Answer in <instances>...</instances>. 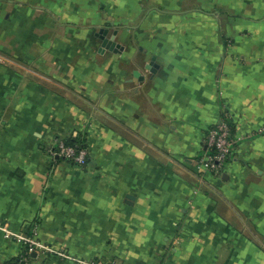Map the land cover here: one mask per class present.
<instances>
[{"label":"crops","instance_id":"obj_1","mask_svg":"<svg viewBox=\"0 0 264 264\" xmlns=\"http://www.w3.org/2000/svg\"><path fill=\"white\" fill-rule=\"evenodd\" d=\"M69 134L86 166L48 152ZM0 221L120 264H264V0H0ZM21 252L0 231V264Z\"/></svg>","mask_w":264,"mask_h":264},{"label":"built area","instance_id":"obj_2","mask_svg":"<svg viewBox=\"0 0 264 264\" xmlns=\"http://www.w3.org/2000/svg\"><path fill=\"white\" fill-rule=\"evenodd\" d=\"M74 138L78 139V144L72 143L71 140ZM206 138V151L201 159V165L213 173H218L231 156L232 151L235 150L237 139L234 127L230 121L222 119L209 129ZM47 150L53 156L76 165L86 166L89 163V147L82 136H59ZM0 231L7 239L17 241L22 246L19 262L16 264H33L34 253L54 255L76 264H120L117 261H107L101 257H80L64 248L50 245L38 237L34 227L17 231L12 229L7 222L0 221Z\"/></svg>","mask_w":264,"mask_h":264},{"label":"rangeland","instance_id":"obj_3","mask_svg":"<svg viewBox=\"0 0 264 264\" xmlns=\"http://www.w3.org/2000/svg\"><path fill=\"white\" fill-rule=\"evenodd\" d=\"M41 2H42V5H44V4H47L48 3V0H41ZM17 18H19L20 17V19H22L23 21H26V20H28L27 19V17H28V15H27V12H17ZM42 18L41 17H39L38 19H37V22H42V23H44V22H47V21H50V16L46 13V12H44L43 11V14H42ZM103 32V33H102ZM100 34H101V36H103V34H104V31H102ZM28 35V34H27ZM222 120V119H221ZM220 120V121H221ZM219 122V121H218ZM216 125V124H215ZM210 129V128H209ZM209 131V130H208ZM208 133V132H207ZM79 136L78 134H69V135H66V137H71V136ZM59 137V136H58ZM206 137H207V135H206ZM207 143V142H206ZM202 157H203V155L200 157V159H199V161H198V164H199V168H202L203 169V171H206L207 173H210V174H214V175H221V173L223 172V170H224V168L226 167V165L228 164V162H230V161H232V160H234V158H235V150L234 151H232V153H231V156L227 159V162L225 163V165L223 166V168L221 169V171L220 172H218V173H213V172H211L210 170H208L206 167H204V165H201V159H202ZM21 255V254H20ZM34 256V255H33Z\"/></svg>","mask_w":264,"mask_h":264},{"label":"water","instance_id":"obj_4","mask_svg":"<svg viewBox=\"0 0 264 264\" xmlns=\"http://www.w3.org/2000/svg\"><path fill=\"white\" fill-rule=\"evenodd\" d=\"M103 31L105 32V30ZM114 37L112 36L111 38H106L104 41V46L112 51H118L119 47L116 41H114ZM33 255L36 256L35 253Z\"/></svg>","mask_w":264,"mask_h":264},{"label":"trees","instance_id":"obj_5","mask_svg":"<svg viewBox=\"0 0 264 264\" xmlns=\"http://www.w3.org/2000/svg\"><path fill=\"white\" fill-rule=\"evenodd\" d=\"M71 141L74 144H78L79 143L77 138H74ZM18 262H19V257H16V258L12 259L11 261L7 262L6 264H16Z\"/></svg>","mask_w":264,"mask_h":264}]
</instances>
